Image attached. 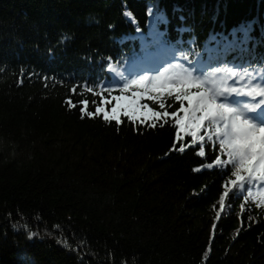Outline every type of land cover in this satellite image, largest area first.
Listing matches in <instances>:
<instances>
[{"label":"trees","instance_id":"obj_1","mask_svg":"<svg viewBox=\"0 0 264 264\" xmlns=\"http://www.w3.org/2000/svg\"><path fill=\"white\" fill-rule=\"evenodd\" d=\"M260 11L264 0H0V264H264V208L231 192L220 147L180 154L171 115L105 121L113 110L82 91L129 54L111 43L122 15L144 27L181 14L226 42L244 28L260 48Z\"/></svg>","mask_w":264,"mask_h":264},{"label":"snow or ice","instance_id":"obj_2","mask_svg":"<svg viewBox=\"0 0 264 264\" xmlns=\"http://www.w3.org/2000/svg\"><path fill=\"white\" fill-rule=\"evenodd\" d=\"M260 94L264 95V92ZM176 98L177 100H188L189 104H191L193 100V97L187 93H185L183 97L178 95ZM84 104L87 105L88 101L85 100ZM181 110L184 112L183 117H181L175 111L172 113L164 112L162 114H156L157 117H160L161 115L164 117L171 115L176 121V127L179 129V131L176 132L173 151H178L180 154H185L186 151L193 150L197 145L204 141V136L201 134V131L203 129L205 120H208L209 117H225L230 122V124L226 123L224 128L229 129V127H231V130L225 133L229 136V139L227 141H223L222 143L224 147L232 149L239 159L240 168L236 172L237 179L241 181L239 187L241 189L244 188V184L242 182L244 181L245 177L241 174L243 171L248 172L250 179H256L257 172L260 174L261 178H264V127H257L251 121L244 119L239 113H236L234 108L229 107L227 104L217 103L215 100L205 99L203 96L200 97V101L195 105V107L191 109L181 108ZM149 111H151V109H149ZM102 112H104V109L96 108L95 112L83 111V114L89 117H94L96 113ZM116 112L117 110L113 109V113ZM197 113H202V115H197ZM124 115L130 116L132 113L126 111ZM103 118L105 121L110 122L115 120L119 123H123L120 120L119 115H109L108 113H104ZM133 119H135L134 116ZM152 127L155 128L156 124H153ZM233 133L238 136V139H233ZM189 137L191 138V143L187 142ZM258 145L259 151H257ZM213 151H216V147H213ZM233 151L229 152V159H231L233 156ZM197 155L201 158H205L206 150L201 147L197 152ZM257 156L259 159L254 166L253 161L256 160ZM215 164H220L219 158L216 159ZM209 167H211V165ZM196 171L199 172L201 169L197 168ZM229 171L230 169H224L225 173ZM235 186L236 181H233V187ZM224 188L225 190L220 201L221 213L224 211L225 198L230 197V190L228 189L227 183H225ZM248 195H251V193L249 192ZM260 207L264 208V203H262ZM217 218L218 220L222 221V217L219 214ZM217 230V226L214 225V231Z\"/></svg>","mask_w":264,"mask_h":264},{"label":"bare ground","instance_id":"obj_3","mask_svg":"<svg viewBox=\"0 0 264 264\" xmlns=\"http://www.w3.org/2000/svg\"><path fill=\"white\" fill-rule=\"evenodd\" d=\"M130 15H128V14H126V15H124V16H122L121 17V19H125V18H127V17H129ZM183 19H184V16H182L181 14H176V18H171L169 15H167V16H163L162 18H158V17H156V20H154V21H156V23H158L159 25H168V27L170 26V27H176V28H179L180 27V25H181V22L183 21ZM256 22V23H255ZM164 23H167V24H164ZM249 28H252V33H257V34H264V19H263V15L261 14V15H257L256 16V20H254V22H252V23H250L249 24ZM246 31V30H245ZM247 32V31H246ZM189 33H191V32H189ZM219 33L220 34H223V32L222 31H220L219 30ZM237 30H236V35H237ZM195 36L196 37H199L197 34H195ZM165 38L166 39H169V37H167V36H165ZM245 39H247V40H250V41H246L245 42V44L247 43L248 45H254V43L256 42V40H253V39H251L250 37H248V35L246 34L245 35ZM245 39H239L238 37H236V39L235 40H228V42H226L223 46H222V48L220 49V50H217L218 52L215 54L216 56H218V55H220L221 54V51H222V49L223 48H225L226 46H232V45H238L240 42L239 41H243V40H245ZM248 45H246V46H248ZM264 50V49H263ZM173 55V52H170L169 53V56L171 57ZM123 57L125 58V59H127V58H129V55L128 54H124L123 55ZM264 57H262V59H263ZM208 69H211V68H208ZM257 73V71L254 73V74H256ZM259 75L260 76H262V75H264V73L263 72H259ZM209 77V74H207V75H205L204 76V78H208ZM241 85L242 86H245V88L247 87L246 85H250V86H253L251 83H249V82H241ZM69 87L71 88L72 86H71V84H69ZM251 88H253V87H251ZM73 91L74 90H72L71 89V94L73 93ZM240 91H241V89H239L238 90V93H240ZM116 105H119V102H117V101H115L114 102ZM136 103V102H135ZM169 104H170V102H169V100L168 99H164V102H163V107L164 108H166V107H168L169 106ZM187 105V104H186ZM177 113L180 115V112L179 111H177ZM212 123V122H211ZM179 130V129H178ZM257 178H260V176H258V175H256V179ZM228 189H229V187H228ZM253 199H255V198H253ZM252 199V200H253Z\"/></svg>","mask_w":264,"mask_h":264},{"label":"rangeland","instance_id":"obj_4","mask_svg":"<svg viewBox=\"0 0 264 264\" xmlns=\"http://www.w3.org/2000/svg\"><path fill=\"white\" fill-rule=\"evenodd\" d=\"M123 5V3H122ZM260 13L262 14V12L260 11ZM171 75V73H166V74H162L159 75L157 77L154 78V84L156 86H168L171 83V77L169 76ZM174 77L176 78V76L174 75ZM210 80L206 81V85L208 87V83ZM174 85H178L179 82L178 81H173L172 82ZM143 98L141 96L138 97H134V98H127L125 100L124 103H119V105H113L111 108L112 109H116L117 112L113 113L114 115H119L121 117L122 114H124L126 111L132 113V115H130L132 118L133 116L135 117V119L141 120L143 122H148L149 120H151L152 118H154V116L151 115V113H149V109L144 108V105H149L148 103H139L141 102ZM193 101L195 103H198L200 100L196 97H193ZM136 102V103H135ZM105 108L107 110V105H105ZM108 111V110H107ZM202 115V113H201Z\"/></svg>","mask_w":264,"mask_h":264}]
</instances>
